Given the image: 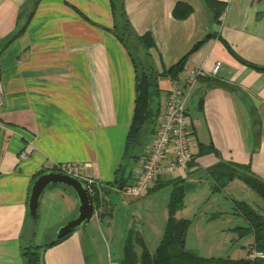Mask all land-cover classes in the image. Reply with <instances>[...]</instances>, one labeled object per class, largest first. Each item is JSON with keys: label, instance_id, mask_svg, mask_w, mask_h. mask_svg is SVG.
I'll list each match as a JSON object with an SVG mask.
<instances>
[{"label": "crops", "instance_id": "obj_1", "mask_svg": "<svg viewBox=\"0 0 264 264\" xmlns=\"http://www.w3.org/2000/svg\"><path fill=\"white\" fill-rule=\"evenodd\" d=\"M218 2L223 6L215 18ZM108 3L0 0V264H24L21 247L29 244L38 245L39 264H123L119 257L128 229L147 242L141 229L133 227L140 211L150 214L149 232H158L159 241L169 182L175 180L181 185L186 181L184 188L203 187L202 194L195 191L192 203L217 205L188 216L182 188L174 216L190 218L184 247L197 252L245 250L238 257L248 255L252 234H238L236 227L245 221L232 202L243 182L232 177L212 190L207 169L218 160L247 161L251 172L264 180V0H117L115 15ZM120 22L129 32L127 42L116 36ZM146 32L151 38L147 57L156 71L181 60L177 73H201L185 95L192 129L186 168L158 175L155 181L165 183L157 188L128 195L110 184L116 168L122 185L131 181L153 132H144L140 145L122 156L134 96L130 57L134 51L140 59L144 55L134 35ZM215 62L218 66L211 71ZM170 81L167 74L157 76L156 121ZM199 143L211 144L216 152L196 154ZM58 161L75 162L78 179L101 182L106 188L100 192L101 207L108 214L99 216L93 208L82 225L43 245L77 211L76 196L61 182L39 192L34 216L25 208L31 180ZM220 198L226 208L219 207ZM153 202L156 225L148 207ZM121 212L123 221L116 227ZM194 222L214 239L203 233L196 238ZM132 243L139 255L141 246Z\"/></svg>", "mask_w": 264, "mask_h": 264}, {"label": "trees", "instance_id": "obj_2", "mask_svg": "<svg viewBox=\"0 0 264 264\" xmlns=\"http://www.w3.org/2000/svg\"><path fill=\"white\" fill-rule=\"evenodd\" d=\"M117 0H109L108 6L111 9L112 14L116 11ZM222 2H218L217 7L213 10L212 16L216 18L217 13L222 9ZM115 15V14H114ZM116 36L125 41L127 37V27L123 23L116 25L115 30ZM136 43L144 49L143 58L136 59L132 55L130 59L133 62L134 72V96L133 107L131 109V118L128 122V130L124 136V148L122 150V156L130 154L129 150L134 146L140 145L144 132L154 129V121H156L158 108H159V90L160 88L156 84L157 76L161 73L169 75L171 78L178 74V69L181 67V60L174 62L173 65L166 68L165 70L156 71L150 58L147 57L149 54L148 46L151 44V38L149 34L143 33L141 35H134ZM11 37V36H10ZM124 37V38H123ZM147 57V58H146ZM196 154L212 151L211 144H197ZM119 172V174L117 173ZM208 175L212 178V190H218L219 186L225 184L226 181L232 179V177L242 181L245 186L254 191L262 200H264V180L261 177L253 174L249 168V164L237 162H226L217 161L207 169ZM121 172L120 168H116V175L112 177L110 185L117 184L122 186V181L119 179ZM157 181V180H156ZM154 182L152 187L157 188L159 185L165 182ZM171 186L169 187V195L166 204V215L161 228V235L159 241L155 244L154 251L149 253L148 250L142 243V238L131 230H127L126 235L121 243V256L119 257L123 264H264V210L259 208H253L248 202L241 200H232L233 207L239 215L245 221L244 225L236 227L239 235L246 232L252 234L251 245L257 250H260L262 256H242V257H228V256H201L191 249L184 247L183 240L185 236V228L188 226L189 219L186 217H175V211L180 208L183 190L182 185L178 180L170 181ZM106 190L103 186L91 185L89 194H91L93 204L92 206L98 211L99 216L108 214L104 211V207H101L102 195L100 192ZM64 234L56 238H51L48 242L43 245H50L61 239ZM132 242H136L141 246L139 255H136ZM21 254L23 256L24 264H39V251L38 245L29 244L21 247Z\"/></svg>", "mask_w": 264, "mask_h": 264}, {"label": "built area", "instance_id": "obj_3", "mask_svg": "<svg viewBox=\"0 0 264 264\" xmlns=\"http://www.w3.org/2000/svg\"><path fill=\"white\" fill-rule=\"evenodd\" d=\"M218 64L215 62L210 67L211 71H215ZM201 71L197 70L193 73H178L171 78L169 87L164 94L160 115L155 121V127L149 136V141L138 162V168L133 173L131 181L119 187L117 190L123 194H135L140 190L152 187L156 177L165 172L174 169H184L187 162L191 159V133L192 129L187 123V115L184 110L185 95L189 92L192 81ZM2 101V91L0 84V102ZM75 162H56L52 165V169L60 170L69 174L76 173ZM78 177V176H77ZM87 189L90 190L91 185L98 187L102 185L100 181L91 178H83ZM250 256H262L260 250L253 247L247 252Z\"/></svg>", "mask_w": 264, "mask_h": 264}, {"label": "rangeland", "instance_id": "obj_4", "mask_svg": "<svg viewBox=\"0 0 264 264\" xmlns=\"http://www.w3.org/2000/svg\"><path fill=\"white\" fill-rule=\"evenodd\" d=\"M125 41L127 42V37L125 38ZM133 53H134L133 57L138 59L136 52L134 51ZM181 181H182V185H183L182 188L184 190V196H183L182 202L186 204L185 210H186V213H188L187 214L188 216H190L191 214L192 215L195 214V216H199L203 212L212 211V210H214L217 207L216 204H211L210 201H209L210 203H204V202H201V201H199L197 203H194V202L192 203L191 202L192 199L194 200V198L197 196L196 195L197 193H195V191H199V193L202 194L203 187L202 186L194 187V184H193V186H191V187L184 188V186L186 185V183H185L186 181H184V182H183V180H181ZM239 184H242L241 185L242 189L241 190L240 189H236V191H235V195H237L236 196L237 197L236 200H241V201H244L246 203L248 202V204L251 205L253 208H256V205H260V204L264 206V200H262L261 197H259L250 188L245 186V184H243L241 182ZM163 188H164V190H165V188L168 189L167 186L163 187ZM160 192H162V191H159V193H156V194L158 195V194H160ZM153 195L157 196L155 194H153ZM219 196H222L221 192L219 193ZM218 203H219V207L221 206V208L224 207V206H225V208L227 207V204H225V202L221 198H220V200H218ZM145 204L146 203H143L142 205H145ZM148 207H149V209L152 208V210L154 212V215H152V218H153V220H155V225H156L155 216H156V214L158 212V211L156 212L157 206H155L154 202H153L152 205L149 203ZM161 209H162V206H161ZM123 212H125L124 209H123ZM148 215H150V214L149 213L148 214H145V213L143 214V211H140L138 218H134L135 222L133 223L134 224L133 227L135 229L140 228L141 231L144 233L147 242H145V243L142 242V243L145 246V248L148 250V252L152 253L154 251V248H155V244H153V243H156V241H157L156 239L158 237L157 236L158 232L155 233V236H153L152 232H149V228L151 226V218H149ZM161 215H162V212H161ZM121 216H122V212L120 213V216L118 215V219L116 217V220H117V221H115V226L116 227H120V224H122L123 219L121 218ZM188 219H190V218H188ZM195 220L196 221H200V219L197 220V218ZM239 222L243 223V219H240ZM162 227H163V222H162V218H161L157 231H159L161 233L162 232L161 231ZM194 229L196 231H199L195 235L196 238L201 239V236L205 237V238H207L209 236L210 238L214 239V236L211 235V234H207L208 233L207 231L205 232L203 230L205 233L201 232L202 229L200 227H197V223L196 222H194V225H192V230H194ZM206 230H208V229H206ZM200 233H203V234H200ZM198 234H200L201 236H197ZM135 247H137V246H135ZM193 251H196V249L193 250ZM244 252H245V250H242V251H237V250L230 251V250H227L226 251V250H223V249L222 250H212V251H210V250L209 251L208 250H199L198 252L196 251L197 254H202V255H219V256L224 255V256H228V257H235V256L238 257V256H241L240 254L241 253L243 254Z\"/></svg>", "mask_w": 264, "mask_h": 264}, {"label": "water", "instance_id": "obj_5", "mask_svg": "<svg viewBox=\"0 0 264 264\" xmlns=\"http://www.w3.org/2000/svg\"><path fill=\"white\" fill-rule=\"evenodd\" d=\"M70 187L76 196L77 204H76V214L71 218H68L61 222L59 226L53 232L52 238H56L61 236V234H65L68 231L72 230L74 226L82 225L87 217H90L93 212V201L91 194L85 186L84 181L78 179L74 174H69L66 172L58 171V170H45L39 174H37L32 180L27 193V201H26V210L28 214L34 216L36 214L35 206L38 201V194L41 192L46 185L52 183H59Z\"/></svg>", "mask_w": 264, "mask_h": 264}]
</instances>
